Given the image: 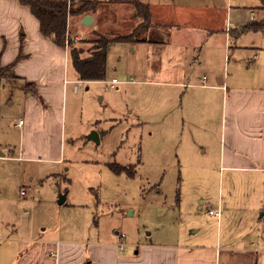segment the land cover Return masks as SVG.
<instances>
[{
	"label": "crops",
	"instance_id": "1",
	"mask_svg": "<svg viewBox=\"0 0 264 264\" xmlns=\"http://www.w3.org/2000/svg\"><path fill=\"white\" fill-rule=\"evenodd\" d=\"M139 1L148 6V27L142 41L125 43L134 56L128 72L155 101L143 106L137 92L135 126L158 124L179 105L182 127L189 123L190 129L201 130L204 144L212 135L218 137L220 169L231 172L236 186L228 192L229 204L220 201L214 210L219 216L209 214L214 221L197 224L193 231L178 223L132 239L122 227L105 230L98 222L87 236L78 235V228L62 236L58 231L14 236L6 233L12 225L0 221V264H264V52H248L237 43L246 33L238 34L243 24L230 21L237 0ZM248 10L253 15L248 22L254 21L255 11ZM68 66L67 48L41 34L27 6L0 0V69H5L0 77V160L62 162L68 85L73 81L78 88L83 81L75 71L68 79ZM5 80L23 83L22 118L13 124L20 128L16 137L12 120L5 121L14 101L19 102L13 100L14 89L8 96ZM143 112L155 117L143 119ZM242 192L247 200L240 205L233 198Z\"/></svg>",
	"mask_w": 264,
	"mask_h": 264
},
{
	"label": "rangeland",
	"instance_id": "2",
	"mask_svg": "<svg viewBox=\"0 0 264 264\" xmlns=\"http://www.w3.org/2000/svg\"><path fill=\"white\" fill-rule=\"evenodd\" d=\"M232 5L238 7L230 16L232 26L253 17L248 9L255 11L254 21L264 20V0H237ZM134 13L130 6L115 4L93 12L94 21L88 26L79 22L80 17H70L67 30L72 42L65 47L68 52L76 47L86 56L97 41L96 30H125L123 24L130 16L129 25L135 26L141 18ZM237 43L246 45L248 52H264V29L247 31ZM133 57L125 43L113 44L107 53L104 81H82L78 88L75 82L69 83L61 122V163L0 160V221L12 225L6 226L7 234L46 236L58 231L62 236L78 228V235L87 236L96 222L105 230L122 227L121 232L130 239L148 232L156 235L178 223L193 231L197 224L214 221L208 211L217 209L220 201L223 206L229 204L228 192L236 186L231 172L220 169L218 137L212 135L204 144L201 130L190 129L189 123L182 127L179 105L166 118L155 121L160 124L135 126L137 92L142 94L143 106L152 105L155 99L144 95L143 84L133 82L135 77L128 72ZM72 69L69 62L68 79ZM112 78L117 82L110 87ZM4 84L8 96L14 89L13 100L19 102L14 101L5 121L12 120L11 133L16 137L20 128L13 124L22 118L24 94L19 86L23 83L5 80ZM141 114L147 120L155 117ZM91 131L97 132L98 142L88 138ZM239 183L244 187L241 180ZM236 198L240 205L247 200L243 192L234 194ZM221 211L224 220V207Z\"/></svg>",
	"mask_w": 264,
	"mask_h": 264
},
{
	"label": "trees",
	"instance_id": "3",
	"mask_svg": "<svg viewBox=\"0 0 264 264\" xmlns=\"http://www.w3.org/2000/svg\"><path fill=\"white\" fill-rule=\"evenodd\" d=\"M27 6L32 15L39 22L41 34L59 47H65L70 42V31L67 30V20L72 17L92 15L99 8L115 4H124L134 10V16L141 18L135 26L129 25L130 17L123 24L125 30H96L97 41L89 50V54L82 56L76 47L71 46L68 52L69 62L79 80H104L106 76L107 53L111 45L116 43H131L142 41L141 34L148 27V6L139 0H19ZM133 18V17H131ZM264 29L263 21H251L240 26L238 34L247 31ZM7 70V69H6ZM4 70L0 69V77ZM29 86V83L26 84Z\"/></svg>",
	"mask_w": 264,
	"mask_h": 264
},
{
	"label": "water",
	"instance_id": "4",
	"mask_svg": "<svg viewBox=\"0 0 264 264\" xmlns=\"http://www.w3.org/2000/svg\"><path fill=\"white\" fill-rule=\"evenodd\" d=\"M92 22H93V18L89 14L84 15L81 19V24L86 25V26L90 25ZM88 138L95 141V142H98V140H99V137H98V134L96 131H91ZM62 202H63V199L61 198L59 200V203H62Z\"/></svg>",
	"mask_w": 264,
	"mask_h": 264
},
{
	"label": "built area",
	"instance_id": "5",
	"mask_svg": "<svg viewBox=\"0 0 264 264\" xmlns=\"http://www.w3.org/2000/svg\"><path fill=\"white\" fill-rule=\"evenodd\" d=\"M76 1V0H74ZM253 58H256V55L253 56ZM251 61V60H249ZM116 83V80L113 79L111 82H110V85L113 87V85ZM22 121L19 120V122L16 124L17 126L21 125ZM210 215H214V216H219V212L218 211H212V210H209L208 212ZM119 239L122 241L123 240V236H119ZM119 249L120 250H123L124 249V243L123 242H120L119 243Z\"/></svg>",
	"mask_w": 264,
	"mask_h": 264
}]
</instances>
